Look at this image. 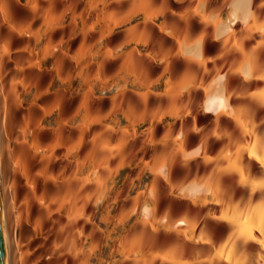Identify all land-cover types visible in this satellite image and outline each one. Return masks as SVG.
<instances>
[{
  "label": "bare ground",
  "instance_id": "obj_1",
  "mask_svg": "<svg viewBox=\"0 0 264 264\" xmlns=\"http://www.w3.org/2000/svg\"><path fill=\"white\" fill-rule=\"evenodd\" d=\"M4 264H264V0H0Z\"/></svg>",
  "mask_w": 264,
  "mask_h": 264
},
{
  "label": "water",
  "instance_id": "obj_2",
  "mask_svg": "<svg viewBox=\"0 0 264 264\" xmlns=\"http://www.w3.org/2000/svg\"><path fill=\"white\" fill-rule=\"evenodd\" d=\"M0 264H4L3 246H2V241H1V235H0Z\"/></svg>",
  "mask_w": 264,
  "mask_h": 264
}]
</instances>
